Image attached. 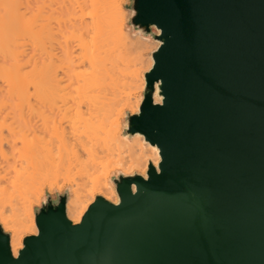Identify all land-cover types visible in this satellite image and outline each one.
<instances>
[{"label": "water", "instance_id": "obj_1", "mask_svg": "<svg viewBox=\"0 0 264 264\" xmlns=\"http://www.w3.org/2000/svg\"><path fill=\"white\" fill-rule=\"evenodd\" d=\"M127 8L133 36L160 45L123 135L161 161L112 175L119 203L97 196L76 224L70 189L46 194L18 257L0 223V264H264V0Z\"/></svg>", "mask_w": 264, "mask_h": 264}, {"label": "bare ground", "instance_id": "obj_2", "mask_svg": "<svg viewBox=\"0 0 264 264\" xmlns=\"http://www.w3.org/2000/svg\"><path fill=\"white\" fill-rule=\"evenodd\" d=\"M126 1L0 0V223L14 257L38 234L45 187H70L66 211L76 224L97 196L119 203L113 171L147 178L161 161L143 136L123 135L160 45L126 31ZM131 49L143 50L135 69Z\"/></svg>", "mask_w": 264, "mask_h": 264}, {"label": "rangeland", "instance_id": "obj_3", "mask_svg": "<svg viewBox=\"0 0 264 264\" xmlns=\"http://www.w3.org/2000/svg\"><path fill=\"white\" fill-rule=\"evenodd\" d=\"M127 5H128V0L124 3V5H123V10L126 11L127 16H128V19H129V17L132 16V12L129 11V9L127 8ZM89 12H90V8H89V9L86 8V13H89ZM87 18H88V17H87ZM88 20H90V19L88 18ZM127 23H128V20H127V22H126V24H125V29H126V31H127L128 33H130V35L133 37V32H132V30H129V29H128V27H127ZM91 28H92V26H91L89 29H91ZM89 31H91V30H89ZM94 31H95V30H94ZM92 33L95 34V32L91 31V34H92ZM88 34H90V32H89ZM94 34L91 35L90 37L94 36ZM95 36H96V35H95ZM57 37H58L59 39H61L60 34H58ZM115 38H116L115 35H113V36L111 37L112 41H113ZM113 42H114V41H113ZM117 43H118V42H117ZM114 45H115V42L112 43L111 46H114ZM127 52H128V58H129V61H130V62H129V64H130V68L135 69V68H136V65H137V62H138L137 57H138L139 54H141V53L143 52V50H141V49H137V50H133V51H132V49H131V50H128ZM87 68H88V67H81V68H80V71H81V72H86ZM142 93H143V92L139 93V95H137V96L141 97ZM127 112H128V111H127ZM127 112H126V113H127ZM130 114H131V113H130ZM117 172H119V170H115V171H113V172L111 173V177H112V175L117 174ZM60 185H61V182H60ZM67 189H70V187H69V186H66V187L64 188L63 192L66 191ZM63 192H62V193H63ZM56 193H60L59 189H57L56 187L53 188V190H50V188H49L48 186L45 187L44 191H42V194L40 195V196H41L40 202L43 201V199H44V197L46 196V194H50L51 196L54 197ZM40 205H41V203H40ZM38 207H39V206H38ZM35 208H36V207H35ZM34 211H35V209H34ZM8 233H9V232H8Z\"/></svg>", "mask_w": 264, "mask_h": 264}, {"label": "snow or ice", "instance_id": "obj_4", "mask_svg": "<svg viewBox=\"0 0 264 264\" xmlns=\"http://www.w3.org/2000/svg\"><path fill=\"white\" fill-rule=\"evenodd\" d=\"M153 151H157L156 149H153Z\"/></svg>", "mask_w": 264, "mask_h": 264}]
</instances>
